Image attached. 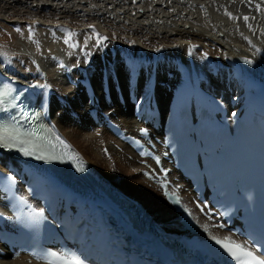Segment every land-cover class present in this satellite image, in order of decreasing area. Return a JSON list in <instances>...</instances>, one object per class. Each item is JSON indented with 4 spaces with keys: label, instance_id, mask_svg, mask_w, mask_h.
I'll list each match as a JSON object with an SVG mask.
<instances>
[{
    "label": "bare ground",
    "instance_id": "bare-ground-1",
    "mask_svg": "<svg viewBox=\"0 0 264 264\" xmlns=\"http://www.w3.org/2000/svg\"><path fill=\"white\" fill-rule=\"evenodd\" d=\"M42 1L44 3H41ZM257 6H259V9ZM219 7H222L223 10L225 9L228 15L233 14L236 18H239L240 21H246L248 25L252 24L256 34L251 29L250 31H246L249 26L241 22L236 23L235 28H233L237 30L236 28L239 27V29H242L244 26L243 30L246 34L241 31L242 34L240 37L239 34L237 37L236 32L235 34L229 33V31L225 29L227 27H220L221 30L219 31L222 34V37H219V35L216 34L214 35L215 37H218V41H220L219 39H222L223 41L225 36L228 37L229 41H225L224 44H226V47L228 46L227 51H229L230 56L222 53L221 54L224 57L220 56L221 50L218 51L217 49L220 46L222 49H224V47L217 41H214V45L217 44V49L215 50L218 52L213 51L215 52V58L213 59L208 57V54L204 49L205 46H201L202 48H200L197 43L205 40L203 37L208 30L206 28L207 26L205 27L202 23L203 19L201 18V14L206 13V8L211 10V14L215 19H217L218 16L219 18H222L223 22L228 24V20L231 18L226 20L224 18L226 15L223 17L219 12L214 11V9L217 10ZM139 8H141L140 11ZM193 13H196L197 17H193ZM151 17L153 19L161 18V22L156 23V21H154L155 23H153ZM245 17H247V20H245ZM34 18L36 19L34 20ZM94 20H102L103 28L107 30L106 33L109 35V39L113 41L115 40L116 43L120 45L122 44L127 52L132 51L134 48H136V50L140 49L134 39H128V36H126L127 34H131L133 38H137L136 40H139L141 46L145 48L147 46L155 47L154 43L161 44L160 48L157 49L156 47V49L153 48L154 50H149V57L146 58L156 59L161 64L164 61L163 59L161 60L162 56L167 59L170 57L173 58L171 63L175 62V64L164 65L162 68L163 75H158L159 80H162L161 78L167 72H171L173 75L176 74L177 66H180L189 71H204L207 76L206 79L211 81L213 78L209 73V67L205 63L206 59L212 60L215 65L218 66L220 63L226 64L232 62V58L236 55L244 56V54L240 52L241 46L238 47L237 44H231V41H236V43L239 42L243 44V46L245 45L248 49L256 51L262 58H264V47L255 44L258 42L261 45H264V0H0L1 22H8L11 25L18 24V22H33L47 31L52 32L51 36L56 38L50 37L49 39L46 32L43 36H39V52L36 54L35 59L39 63V66L47 71L44 77L40 70L35 67H29L30 69L27 70L23 69L24 66H30V64L27 62V56L22 53L18 54L15 58L0 53V69L14 76L15 79L36 88L38 98L50 102L49 115L52 121L56 123L61 132L73 143L89 164H91L101 175L118 185V187L125 193L138 199L158 221L162 224H168L174 215L172 214L171 209L163 201V198L160 195L158 197L155 196L154 198L153 188H137L138 183L140 185L141 182L138 180H132L135 178V175H138L137 173L135 174V172L142 167L133 159L129 161V159L126 158L127 154H131V152L127 151V148L124 145H120L123 150V152L119 151L120 156L119 153L114 152V147L109 144V138H111V136L105 130H99L101 134L97 136L96 133L98 130L93 133L86 129L87 123L85 118L83 119V111L86 109V99L83 93L78 92V88L72 86L73 81L77 82L84 71H80L81 68L77 66L78 62L73 63V68L71 70L70 67L68 70L64 68L65 66L63 67L62 61L64 60L61 57L64 55L62 54L63 51H60L59 49V44L63 42V36L60 34L57 35V31L61 29L58 27L60 25H70L76 28L81 27L82 29L86 26L89 27V25H91L90 22ZM187 24H190L192 29H197L199 26L204 25L205 33H197L198 31L194 32L193 30H187L184 28ZM111 28L114 29L113 32L111 31ZM214 30L216 29H213V31ZM257 34H259L258 37L262 38V41L259 42L258 40L251 38ZM247 35L251 37H247ZM141 36L145 38L140 39ZM51 39H54L55 41ZM163 43H173L174 45L170 46L171 48H165ZM230 48L233 50H229ZM200 49H203L204 51L202 55L199 54L202 52ZM224 50H222V52ZM158 51H161V54H158L159 58L157 56H155L157 58L153 57V54H156ZM162 51H164L165 54ZM144 54L146 53L143 52L141 55ZM111 57L112 56L110 55L107 57L108 59H104L105 62H108L105 63L107 69L111 66L109 64ZM175 58L178 59L175 60ZM59 59L62 61L60 62ZM20 61H23V64ZM137 63H139V58L137 59ZM143 66L144 63L141 64V68H143ZM92 67V71L88 72L92 74L93 78H89L97 89V87L101 85V67ZM112 69L114 72L116 71L115 73L120 85L122 83L123 88H125L127 85L126 80L128 76V68H126L122 62L113 65ZM67 74L72 78L69 82L66 81ZM223 86V84H218L217 88ZM50 90L53 94L52 97L50 95ZM162 94V89L157 86L156 95L158 101H160ZM56 95L62 97L65 102L70 105V108L77 112L80 121H76L68 116L67 107L65 108V111L59 108V105L55 102L54 98ZM116 111H118L117 116L124 128L132 130V128L137 125L130 114L131 107L128 104H126L125 111H119V108H116ZM98 141L104 142L103 144L107 146L110 158L112 159L111 161H108L100 153L101 145H98ZM119 156L123 157V159ZM3 158L4 156H0V161ZM116 174L123 175L125 183L116 180ZM167 175L171 181L175 180V183L179 184L183 199L189 201L191 194L189 189L185 188L187 185L185 180L179 176L177 177L176 171L173 169H171ZM189 203L191 204V202ZM192 211L194 216L198 219L203 231L230 235L227 231L218 230L217 227H213V221L201 216L196 209L193 208ZM14 251L17 252V249ZM14 251L7 249L3 244H0V264H27L29 257L24 254H19L17 257H13L11 255ZM32 263L37 264L38 262L33 261Z\"/></svg>",
    "mask_w": 264,
    "mask_h": 264
},
{
    "label": "rangeland",
    "instance_id": "rangeland-1",
    "mask_svg": "<svg viewBox=\"0 0 264 264\" xmlns=\"http://www.w3.org/2000/svg\"><path fill=\"white\" fill-rule=\"evenodd\" d=\"M41 3H44V2L42 1ZM140 9L141 8H139V11H140ZM220 9H221V11H220ZM205 10H206V13L205 14H201V18L203 19L202 20L203 21L202 23L205 25V27L207 26L206 28L209 31L207 30L206 31L207 33L204 34L205 36L203 37L206 41L205 40L199 41V43H197V45L200 48H202L201 46H203V47L205 46L204 49L206 50L209 58H213L214 59L215 58L214 57V53L217 50L218 51L221 50L220 56H222V57H224L222 54L227 55V56H230L229 51H227L228 46L226 47V44H224L225 41H227V42L229 41L228 40V37L225 36V38H223V41H222V39H219L221 41L220 42V41H218V37H215V35H214V34H216V35H219V37H222V34L219 31V30H221L220 27H223V28L227 27L225 29H227L229 31V33L235 34V32H236L237 37H238V34H239V37H240L242 33H245V31L243 30L244 29V26L242 27V29H239V27L236 28L237 30H235L233 28H235L236 23H240L241 22V23H245V25L249 26V28H247L246 31H250V29H251L254 32V29H253L254 27L252 26V24L251 25H248V23L246 21L245 22L244 21H240L239 18H236L233 14H229L228 15L227 11L225 9L223 10L222 7H219L217 10L214 9V11L219 12V14L222 15L223 17L226 15L224 17L226 20H228L229 18H231V19L228 20V24H226L225 22H223L222 18H219L218 16H217V19H215L214 16L211 14L212 12H211V10H209V8H206ZM221 13H223V14H221ZM205 15H207V16H205ZM192 16L193 17H197L196 13H193ZM211 18H213V19H211ZM35 19L36 18H34V20ZM95 21H97L98 23L95 22ZM151 21L153 23H155L154 21H156V23L157 22H161V18H157V19H155V18L153 19L152 18ZM90 23H91V26H92L91 28L86 26V27H83L81 29V27L80 28L79 27L76 28V27L70 26V25H60L58 27V28H61V29H59L57 31L58 32L57 35L60 34V35L63 36L62 37L63 38V42L61 44H59L60 45V48L59 49H60V51H63L64 52V53L62 52V54L64 56L61 55L62 56L61 58L64 61H62L60 59L59 60H60V62L62 61L63 67L65 66L64 68H66L67 70H68L69 67H70V70L73 68V63L74 62H78L77 66H79L81 68L80 71H84L87 76H89L90 78H93L92 77V74L90 72H88V71H92V68H93L92 66H94V67L95 66H98V68L99 67H102V64H101L102 60H104L105 58L108 59L107 57H109L110 55L112 56L110 58V60L111 61H114L113 65H117L119 63L118 60L120 58L122 59L123 56L126 57V55H130V56L132 55V57H137L139 59L142 58L143 60H148L146 57H149L148 56L149 55V53H148L149 50H151L153 48L156 49V47L158 49L161 46V44L154 43L155 44V47L147 46L145 48V47L141 46L139 40H136L137 38H133L131 36V34H127L126 36H128V39L129 38L134 39L135 40V43L140 47L139 50H136V48H134V49L132 48L133 49L132 51L127 52L125 50V48L123 47L122 44L120 45V44L116 43L115 40L113 41V40H110L109 39V35H107V33H106L107 30H105L103 28L104 26H103L102 20H94V21H92ZM204 25L199 26V28H197V29L196 28H193L192 29V27H190V24H187V25L184 26V28L187 29V30H193L194 32L198 31L197 33H200V32H204L205 33V31H204L205 27H203ZM217 27H219V28H217ZM43 29H44L43 27L38 26V25H36V23H33V22H31V23L18 22V24H12L11 25L8 22H4V21L1 22L0 21V53L1 54H4L5 56H9L10 55L11 58H15L20 53L25 54L27 56V62L30 64V66H24L23 69L24 70H27V69H30L31 67L32 68L35 67L38 70H40V72L43 74V77H44V75L47 73V71L44 70V69H42L39 66V63L37 62V60L35 59L36 58V54H38V52H39V46H38L39 45V36L40 37L43 36L45 32L48 34L49 39H50V37L53 38L54 36H51L52 35L51 34L52 32H49L46 29H44V30ZM213 29H216L217 31L214 30V31H216V32H214ZM113 30L114 29H112L111 31L113 32ZM241 31H242V33H241ZM208 32H209L210 35L208 34ZM53 33H55V32H53ZM69 33H72V35L70 37H69ZM173 33H174V31H173ZM258 35L259 34L255 35V36H252V37L247 35V37H251V38H253L255 40H258L260 42V41H262V38L258 37ZM243 36H246V35H243ZM101 37L103 39L101 40L100 43H97V40L99 38H101ZM208 37H210V38H208ZM142 38H145V37H142L141 36L140 39H142ZM51 40L55 41L54 39H51ZM65 40H68V42L65 43ZM214 41H217L218 43H220L221 45H223V47H224L225 50L222 49L221 46L218 47V49H217L216 48L217 47V44L214 45ZM232 43L233 44H237L238 47L241 46L240 47V50H241L240 52L242 54L244 53V56H247L248 57L249 55H246V54H250V52L252 53V51L250 49H248L245 45L243 46V44H241L239 42L236 43V41H231V44ZM166 44L167 43H163V45L165 46V48L174 45L173 43H168L167 45ZM255 44H258V45L264 47V45H261L258 42L255 43ZM215 49H217V50H215ZM200 50L202 52H200L199 54L202 55L204 51H203V49H200ZM222 50H224L225 52L224 51L222 52ZM229 50H233V49L230 48ZM213 51H215V52H213ZM27 52H29L30 54L27 53ZM143 52H145L147 55L146 54L141 55V54H143ZM162 52L165 54L164 51H162ZM31 53H32V55H31ZM158 54H161V51H158L156 54H153V57L157 56L159 58ZM157 57H155V58H157ZM162 58L164 60L163 63H161V64H163V65H161L162 68H163L164 65H166L165 62L168 63L167 65H169L170 62H172V60H171L170 57H168V59L170 58L169 60L167 58L163 57V56H162ZM33 59H35V60H33ZM20 62L23 64V61H20ZM121 63H122V61H121ZM103 64L105 66V63H103ZM113 65H112V67H113ZM48 69H50V68H48ZM50 95H51V97L53 95L51 93V90H50ZM96 140H98V139H96ZM114 152L119 153V151L118 150H115V149H114ZM119 155H120V153H119ZM120 158L123 159V157H120ZM126 158L129 159L127 156H126ZM130 160L131 159H129V161ZM134 177L135 178L132 179L133 181L134 180H138L139 182H141L140 185L138 183L137 188L143 187L145 189H150V187H148V185H146L145 183H143L141 181V179H139L140 177L138 175L137 176L135 175ZM116 180L123 181L125 183V179H124L123 175H119L118 174L116 176ZM155 196L156 197L159 196V193L156 190H154V198H155Z\"/></svg>",
    "mask_w": 264,
    "mask_h": 264
},
{
    "label": "snow or ice",
    "instance_id": "snow-or-ice-1",
    "mask_svg": "<svg viewBox=\"0 0 264 264\" xmlns=\"http://www.w3.org/2000/svg\"><path fill=\"white\" fill-rule=\"evenodd\" d=\"M259 9V6H257ZM247 20V17H245ZM91 28L92 26L89 25ZM72 33H69V37ZM103 38H99L97 43H100ZM68 40H65L67 43ZM10 87L8 91H10ZM7 95V92H0V97H4ZM0 103H3V100L0 99ZM235 115V113H233ZM29 143L28 140L23 138V134L19 132L18 129L9 127V126H0V146L5 147H21L25 144ZM22 151L27 152V148L21 147ZM9 179H12L9 177ZM165 191L164 195L166 198H171L176 203H179V197L175 192L169 193L166 190V185H164ZM23 199V198H21ZM43 214V210H33L31 213L34 217H41ZM222 227V226H221ZM210 239L215 242L218 246L222 248L230 256L233 260L234 264H264V251L257 252L249 247L246 242H240L235 240L231 235H224V236H211ZM65 264H70V262H65ZM83 264V262H80Z\"/></svg>",
    "mask_w": 264,
    "mask_h": 264
}]
</instances>
